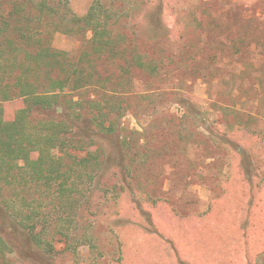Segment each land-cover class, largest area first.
<instances>
[{
	"label": "rangeland",
	"instance_id": "374dc122",
	"mask_svg": "<svg viewBox=\"0 0 264 264\" xmlns=\"http://www.w3.org/2000/svg\"><path fill=\"white\" fill-rule=\"evenodd\" d=\"M38 1L0 0L32 42L63 52V67L35 78L75 67L84 81L32 122L67 112L70 131L91 137L60 155L64 191L27 173L1 188L55 246H24L15 264H264V0L51 1L42 15ZM92 4L110 50H94L87 28H58ZM2 105L9 121L25 102ZM98 110L112 129L91 122ZM210 129L229 132L228 147Z\"/></svg>",
	"mask_w": 264,
	"mask_h": 264
},
{
	"label": "trees",
	"instance_id": "16d2710c",
	"mask_svg": "<svg viewBox=\"0 0 264 264\" xmlns=\"http://www.w3.org/2000/svg\"><path fill=\"white\" fill-rule=\"evenodd\" d=\"M48 1L37 2L39 15L49 10L48 4L51 1L58 5L68 4V0ZM51 9L54 10L52 7ZM101 13L100 6L92 4L84 14L73 13V25L58 28L69 33L73 32L75 26L77 29L87 28L93 32L91 43L94 50H110L111 40L107 37L108 29L101 25ZM18 15L20 12L17 8L0 13V34L4 36L0 41V264L21 262V250L24 246L26 254L33 249L29 245L49 253L55 250L52 243H43L35 232V213L32 212V216L24 215L21 208L13 202L15 197L8 200L2 197L1 188L7 185L18 188L27 173L28 180L34 184L50 187L56 183L59 191H64L69 167H64L61 156L69 155L68 148L73 138L83 140L91 137L90 134H76L70 131V114L67 112L60 115V121L47 118L32 122L34 114L47 113L55 108L66 89L73 92L80 88L84 77L79 75L82 72L74 67L73 71L57 77L52 76L48 69H44L45 80H37L35 75L39 68H47L53 64L64 66L63 52L55 51L49 45L36 44L38 40L32 42L35 32L30 26L25 27L20 23L13 25ZM13 35L17 38H13ZM33 43L35 46H29ZM16 97H21L25 105L15 112L12 120L6 121L3 118L2 103ZM73 103L77 104L78 101ZM103 116L104 113L98 110L92 114L90 120L92 123L101 124L103 130L112 129L113 121L105 125ZM78 118L81 120L80 115ZM228 133L218 132L219 137L210 129L209 135L228 147ZM56 147L60 154L54 151ZM229 147L232 149L231 145ZM87 159L88 154L80 158L82 161ZM246 169L250 171L248 166ZM9 250L16 254V258L11 257Z\"/></svg>",
	"mask_w": 264,
	"mask_h": 264
}]
</instances>
